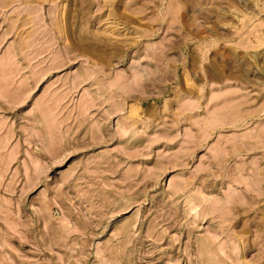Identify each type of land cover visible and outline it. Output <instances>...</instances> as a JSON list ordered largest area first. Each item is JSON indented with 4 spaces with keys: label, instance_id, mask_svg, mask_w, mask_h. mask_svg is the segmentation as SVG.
<instances>
[{
    "label": "rangeland",
    "instance_id": "obj_1",
    "mask_svg": "<svg viewBox=\"0 0 264 264\" xmlns=\"http://www.w3.org/2000/svg\"><path fill=\"white\" fill-rule=\"evenodd\" d=\"M0 264H264V0H0Z\"/></svg>",
    "mask_w": 264,
    "mask_h": 264
}]
</instances>
